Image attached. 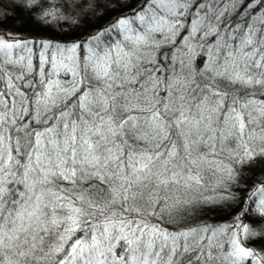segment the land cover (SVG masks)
<instances>
[{
    "label": "snow or ice",
    "instance_id": "1",
    "mask_svg": "<svg viewBox=\"0 0 264 264\" xmlns=\"http://www.w3.org/2000/svg\"><path fill=\"white\" fill-rule=\"evenodd\" d=\"M0 264H264V0H0Z\"/></svg>",
    "mask_w": 264,
    "mask_h": 264
},
{
    "label": "trees",
    "instance_id": "2",
    "mask_svg": "<svg viewBox=\"0 0 264 264\" xmlns=\"http://www.w3.org/2000/svg\"><path fill=\"white\" fill-rule=\"evenodd\" d=\"M17 27L20 28L21 25H17ZM26 30L36 33L30 24L27 25ZM69 31H71V29L65 27L64 32ZM57 32H59V29H57ZM54 38L60 39V35H57ZM67 38L70 39L72 37ZM257 175L259 176L260 174L258 173ZM233 215H235V212H233L232 209L228 208L227 204L217 205L207 211V218H209L213 222H223L225 220H230Z\"/></svg>",
    "mask_w": 264,
    "mask_h": 264
},
{
    "label": "rangeland",
    "instance_id": "3",
    "mask_svg": "<svg viewBox=\"0 0 264 264\" xmlns=\"http://www.w3.org/2000/svg\"><path fill=\"white\" fill-rule=\"evenodd\" d=\"M10 15H12L11 12H10ZM12 25H13V20H12V19L8 20L6 27H12ZM15 25H16V27L13 28V30H14V31H15V30H19L20 28H18L17 25H20V21H19V20H16V21H15ZM24 34H25V35H36L37 33H34V32H31V31L26 30V31L24 32Z\"/></svg>",
    "mask_w": 264,
    "mask_h": 264
}]
</instances>
